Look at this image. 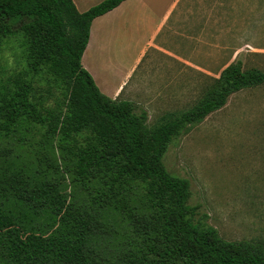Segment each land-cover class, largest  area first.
Segmentation results:
<instances>
[{"label": "trees", "instance_id": "trees-1", "mask_svg": "<svg viewBox=\"0 0 264 264\" xmlns=\"http://www.w3.org/2000/svg\"><path fill=\"white\" fill-rule=\"evenodd\" d=\"M124 1L81 13L73 0H0V48L22 35L27 63L0 84V264H264V246L198 222L190 181L164 164L172 141L264 71L237 60L151 127L82 65L93 21Z\"/></svg>", "mask_w": 264, "mask_h": 264}, {"label": "rangeland", "instance_id": "rangeland-1", "mask_svg": "<svg viewBox=\"0 0 264 264\" xmlns=\"http://www.w3.org/2000/svg\"><path fill=\"white\" fill-rule=\"evenodd\" d=\"M175 18L162 45L190 58L193 80H176L174 99L151 103V127L195 106L237 60L245 69L264 71V0H183ZM26 72L24 39L17 34L0 48V84ZM161 81L155 89L164 88ZM164 164L190 181V205L201 206L198 222L226 241L264 246V85L232 95L225 107L172 141Z\"/></svg>", "mask_w": 264, "mask_h": 264}, {"label": "crops", "instance_id": "crops-1", "mask_svg": "<svg viewBox=\"0 0 264 264\" xmlns=\"http://www.w3.org/2000/svg\"><path fill=\"white\" fill-rule=\"evenodd\" d=\"M103 1L73 0L81 13ZM182 1L126 0L93 21L82 65L103 94L148 112L155 100L174 99L173 82L193 80L190 58L162 45ZM157 80H162L161 87L165 83L164 88L155 89Z\"/></svg>", "mask_w": 264, "mask_h": 264}]
</instances>
